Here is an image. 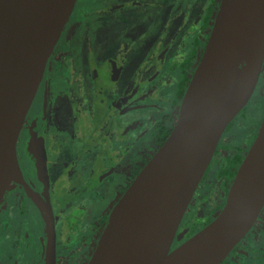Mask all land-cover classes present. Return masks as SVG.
Returning a JSON list of instances; mask_svg holds the SVG:
<instances>
[{"label": "flooded vegetation", "instance_id": "flooded-vegetation-1", "mask_svg": "<svg viewBox=\"0 0 264 264\" xmlns=\"http://www.w3.org/2000/svg\"><path fill=\"white\" fill-rule=\"evenodd\" d=\"M221 2L77 1L20 133L22 178L0 204V264H89L113 209L171 134ZM260 88L264 65L228 126L238 123V143L223 134L173 249L207 226L193 218L200 206L221 198L225 206L236 174L220 172L230 162L237 173L259 134ZM263 213L221 264H264Z\"/></svg>", "mask_w": 264, "mask_h": 264}, {"label": "water", "instance_id": "water-1", "mask_svg": "<svg viewBox=\"0 0 264 264\" xmlns=\"http://www.w3.org/2000/svg\"><path fill=\"white\" fill-rule=\"evenodd\" d=\"M78 0H0V204L20 182L17 145ZM264 65V0H222L167 138L113 209L89 264H221L264 208V120L215 219L173 249L218 144Z\"/></svg>", "mask_w": 264, "mask_h": 264}, {"label": "rangeland", "instance_id": "rangeland-1", "mask_svg": "<svg viewBox=\"0 0 264 264\" xmlns=\"http://www.w3.org/2000/svg\"><path fill=\"white\" fill-rule=\"evenodd\" d=\"M72 22H70L69 26L65 28L64 30V36L65 38H67L68 36L71 35L70 31L72 30L73 28V24H71ZM261 96L264 95V90L263 88H260L257 90V93H256V96L255 97H258L259 94H261ZM254 97V98H255ZM264 98V97H263ZM252 104H250L246 110H243L242 115H245L246 112L248 114H250L249 112H252L253 110H255V107H252L251 106ZM256 113L258 114H262L264 113V108L263 110H256ZM240 131H239V126H238V123L235 122L233 125H231L229 128H228V132L224 133V139H228V142L227 144H231V145H236L238 143V139L240 138L239 134ZM237 135V137H236ZM237 142V143H236ZM215 161V160H214ZM218 161H215L214 164L212 165V169H211V172H215V168H218L217 163ZM220 191V188L218 189ZM199 191V190H198ZM222 196V195H221ZM196 202V201H195ZM193 203V202H192ZM223 207V202H222V198L221 200L217 201L216 199L213 201V200H210L208 201L206 204L200 206V208L197 210V212L193 215V218L196 219V220H200L199 223L202 224V226H205V225H208V223L212 220L210 219V216L209 215H212L213 213H215L216 215L214 217H216L219 213H220V210L222 209ZM191 211V210H190ZM264 214V213H263ZM262 214V215H263ZM209 216V217H208ZM261 218V217H260ZM214 219V218H213ZM260 222H261V219H260Z\"/></svg>", "mask_w": 264, "mask_h": 264}, {"label": "trees", "instance_id": "trees-1", "mask_svg": "<svg viewBox=\"0 0 264 264\" xmlns=\"http://www.w3.org/2000/svg\"><path fill=\"white\" fill-rule=\"evenodd\" d=\"M238 161H239V163L241 162V160H238ZM223 168L224 169L220 172L221 175L223 176V175L227 174L228 177L233 179L235 174H236V169L232 168V164L229 162L228 164L224 165ZM230 168H232V169L230 170Z\"/></svg>", "mask_w": 264, "mask_h": 264}]
</instances>
